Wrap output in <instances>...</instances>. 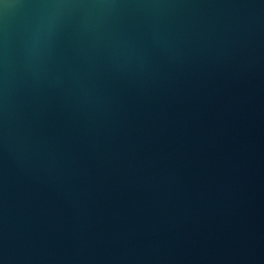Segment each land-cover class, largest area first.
<instances>
[{"label":"water","instance_id":"water-1","mask_svg":"<svg viewBox=\"0 0 264 264\" xmlns=\"http://www.w3.org/2000/svg\"><path fill=\"white\" fill-rule=\"evenodd\" d=\"M0 264H264V0H0Z\"/></svg>","mask_w":264,"mask_h":264}]
</instances>
